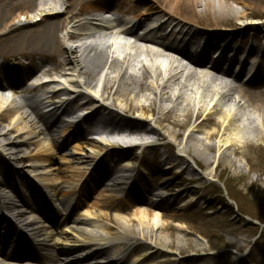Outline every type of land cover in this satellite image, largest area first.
Masks as SVG:
<instances>
[{
  "label": "bare ground",
  "instance_id": "6f19581e",
  "mask_svg": "<svg viewBox=\"0 0 264 264\" xmlns=\"http://www.w3.org/2000/svg\"><path fill=\"white\" fill-rule=\"evenodd\" d=\"M143 1L146 0H137V2ZM228 1L229 0H218V9H215L212 2L201 0L204 9L200 15L196 16L203 18L202 20L205 21L206 28H200L195 23L193 24L191 22L188 24L185 23L184 20H180V8L188 5L190 0L160 1V4H158L159 7H157L158 19L155 21H159L160 28L164 30L162 31L164 32L163 34H165L167 30L170 31L167 37L176 32L177 35H180L184 30V28L178 30L181 25L188 26L186 33L183 35L184 39H186L189 33H192L189 40L190 42L180 44L184 49H193V51L194 49H198V46H195L197 44L196 42L201 45L200 41H203L199 37L207 36L210 38H217V45L211 42H205V44L203 43L204 45L202 44L200 46V50L197 53L202 56V60L182 58L183 60L181 62L175 61L153 50H146V52H143V54L146 53L148 57L153 58L151 60L152 67L161 69L162 71L168 68L169 72H171L166 78H160V74H152L153 71L146 65H143L136 74L128 72V68L130 67L124 70V63L129 59L126 55L123 62L118 64L114 60L110 61L106 52L98 50L92 45L85 47L83 54L78 56L75 48L72 46L66 47L64 44L58 42L57 33L64 31L65 22L69 21L70 24V22L78 16V14H75L65 19V21L61 20V13L56 11L58 6H65V9L71 10L75 6L88 5L91 13L106 11L104 12L105 15H109L110 12H108V10L112 7V0H39L38 3L36 0H0V9L7 6L8 11L16 10V13L13 15L9 14L7 16H2L0 34H4L8 31H22L25 28L34 27L27 41L30 42L32 39L36 40V44L33 48H37L35 51L37 55L36 53L34 54V52H20V55H31L29 57L32 60L31 62H33L37 60V56L44 55L46 45L50 40L55 43L54 50L49 55L50 58L55 60L53 66L45 70V72H40L39 70L33 74L32 78L34 80L30 81V88H25V86L20 85V81L17 82V80H14L19 78V75H21L22 78H26V74L31 72L30 69H28L27 72L20 73L15 67L4 64V61H7L5 59L3 60V64H0V79L9 80L10 83L12 82L11 86L9 84V88L11 89L7 88V90H14V93L16 92V95H20L23 100V104H16L18 101L13 98L14 94L10 92L11 97L4 96L5 89L0 85V175L4 177V179L1 180H3V183L6 185V187L2 189H6L3 191L8 193L9 196L14 197L13 192L7 191V188L23 187L21 183H19L23 181L31 190L30 198L32 201L31 205H24V207H27L24 208V211L21 210L15 215V219L19 223H23V226L21 225L22 227H30L29 233L31 238H27L26 242L23 241L26 237H22L24 235L18 231L14 232L12 226L7 222V218L0 215V246L5 245L11 250L10 253L8 248L3 251V256L10 261V264H33L38 261L42 262L36 256L40 251H44L46 259L53 263L126 264L127 259L132 257L137 250L135 245L127 242L129 234H132L131 222H137L139 229L138 237L135 235L130 237H133L134 241L149 240L150 244L146 245V251L133 258L130 264H149L153 260H157L159 256H163V254L165 255L163 260L156 264L180 263L176 258L167 257L164 249H169L171 254L175 252L177 255L191 250L200 252L195 242L191 243L189 239L184 238V236L187 235L186 233H184L183 237L173 238L172 241L168 243L164 237L157 234L158 230L171 229L168 225L164 224L163 218L175 220L180 217L179 214L165 212L163 209L164 206L169 204L173 206L176 205L180 200L186 198L184 196L185 192L192 191L185 189L183 192L177 193L171 197L164 196L160 194L159 191H161L166 183L163 182L161 186L158 187L153 186V177L145 179L140 171V167L145 166L148 152H153L158 161L161 159L162 156L156 149V147H158L167 148L171 151L170 154L164 155L165 159L163 161H168L167 163L173 168L174 164L172 161H169V159L173 157L172 148H180L181 144L163 143V140L165 137H171L173 140L180 139L183 131H186L188 128V130H190V126L193 129H198L200 126H206L207 128L212 126V129L204 134V139L206 140L227 136L229 130L227 128L221 129L215 117H218L222 123L224 122L229 125L228 123L231 122L229 114L223 109L217 108V103L214 105L213 101H216L215 99L230 100L231 93L233 92H238L245 103L252 108L258 117L257 125L249 130L250 133L248 130L242 133V143L237 144L232 141H227L217 150L214 146H204L205 150L213 153L212 156L205 158L202 157L203 154L192 151L187 145L183 152L184 155L179 154L180 158H178V160L185 162L187 159H190L194 163L203 161L205 164H208L211 162L214 163L215 160L218 159L217 163L219 165L220 163L229 164L230 155L242 157L246 159L247 162H250L248 156L249 152L256 151V154L259 152L264 154V83L249 82L246 88L230 85L222 86L226 89L227 93H216L214 98H211L209 100L210 102L207 104L201 102H197V104L192 103L191 100L184 98V96L179 93L177 98H183L188 102L183 115H176L174 108L165 109L158 106L156 103L157 99L161 100L162 97L169 95L168 83L172 80H179V78L185 74L187 67L182 64L190 66L192 70L188 71V77L196 80L199 88H202L207 83V80L215 81L217 78L220 81L221 77L228 76V73L212 68L217 64L210 65L213 69L211 72L215 74V77L204 72L206 64H210L208 59V61H206V55L210 52L207 48L208 44L214 45V47L210 49L215 48V45L217 49H221L226 46L228 48L229 44H231L230 40L237 36H246L247 33H253V39L264 36L262 35L264 20L261 22H254L253 13L252 10H250L251 4L255 5V0H235V3L240 4L242 7L239 12H233L226 6V2ZM26 7L30 9L33 8L36 12V16L33 19H31V12H20ZM39 7H45L47 12L37 9ZM121 10L125 12L124 14H126V16L133 14L139 20H146L150 17L152 12L150 7L146 8L135 4L131 7H126L124 5L121 7ZM187 13L185 12V14ZM204 17H208V19ZM86 19L87 18H84L80 21L78 27L83 26L85 24L83 22ZM115 22L122 25L123 21L116 18ZM168 23H170L169 26L165 27ZM127 25L128 24H125L123 28L120 26L119 30H121L118 31L120 36L131 37L134 35V26L130 27ZM83 36H85V34L68 33L65 38L74 39ZM138 41L146 44L152 43L158 45L165 55H170L178 51L172 48L169 42L164 41L157 43L156 40L149 39L145 36L138 37ZM114 46L116 48L119 47L117 41L114 42ZM132 46L133 45L129 44L124 45L126 49ZM186 46L190 48H186ZM136 49L140 51L139 48L136 47ZM58 57H62V60L57 61L56 59ZM252 57L253 56H250V58ZM26 61L30 60L26 59ZM106 66H109V70L117 68V73L115 78L111 79L110 77H105L103 80L101 84V101H97L94 97L85 100V104L81 105L80 108H88L86 112L87 115L81 117L79 121L72 125H64L66 121H62L58 115L64 116L70 114L71 110L69 105L75 102L78 97L70 101L67 100L62 102L59 100L60 91L45 90L56 83V81L53 79L41 81L37 79L38 74L40 73L43 77L49 76L48 73L50 75L54 73L55 75L61 74L63 76L68 74L82 75L85 79L82 86L86 89H91L94 77L100 70L105 69ZM244 71L248 74L252 72L251 69H246ZM235 81L239 82L237 77H235ZM6 86L8 85L6 84L4 87ZM60 90L67 92L66 88ZM36 92H42L45 95L44 100L42 101L41 99L37 103V105H42L44 109L42 113L39 112L37 106L32 104L29 98L26 97L27 93ZM144 92H148L154 99L148 97L147 103L143 104L140 97ZM109 99L112 102L111 104L107 103ZM52 100L56 101L49 106H45L46 103ZM51 106L52 108H50ZM207 107L208 109L215 108V110L211 112ZM46 110L49 111V113H47L49 115H45L44 112ZM102 113L110 117L107 120L102 119L104 120L103 129L100 128V130L107 131V134L113 132L121 133L124 131H129L132 134H147L157 138L156 144L141 142L137 146H125V148H123L124 146H116L115 143H111L104 139L102 141L95 139L85 140L86 142L83 141L85 139L84 131L79 124L89 123L96 118L95 116L101 115ZM44 116H48L50 119L47 120ZM146 117L154 122L156 128H151L145 124L144 118ZM121 122L125 124L121 125ZM1 123H6V126L2 127ZM248 124H251V122L248 121ZM89 126L91 127L92 125ZM242 126L243 129L244 127L247 128L246 125L244 126L242 124ZM58 130L60 137L55 138ZM234 130H237L235 126ZM96 131V129H91L85 132L90 135ZM187 138L192 140L190 135ZM71 140L75 145L72 148V153L67 155V158L71 160L69 162H71L72 166L69 165L70 163H67L69 175L64 173V181L61 183L69 185L65 187V189L68 190L64 191L63 189H57L61 183H56L54 180L49 179V177L55 172L52 166L53 158H55L54 153L58 151L62 145H67ZM86 143H88V149L86 148L89 153L88 157L84 155L81 149L82 144ZM26 148L27 151H23ZM123 149H126L127 152H123ZM132 149L140 151L138 157L134 158L130 155L127 157L126 153L130 152ZM123 158H129V160L121 161ZM136 159L138 160V166L131 164V161ZM27 161L30 163L29 172L30 175H32L29 177L34 179L33 181H35V183H40L41 186L34 185V183L28 184V180L22 177V174L8 167L9 163L22 164ZM118 163H123V165L114 174L115 176L111 175L112 177L107 180V182H109L108 184L105 185L102 183L104 182L103 178L106 170L112 169L118 165ZM250 169L254 170V167ZM119 173L122 175L117 176L116 174ZM173 177H175L174 174L170 176V181ZM127 180H131L128 193L132 198V204L126 218L124 217L125 214L123 210L114 204L119 201V197L114 199V203H108L107 199L108 196H111L110 193L122 188ZM181 182L178 186H181L184 181ZM98 184L102 186L94 194L96 196L94 199L95 201L85 204L78 218L71 222V225H66L63 231L59 232V237L69 235L73 237V240L64 238L61 241L57 239L54 241L53 245H49V239L54 236L52 234H45L46 237L44 238L42 230L48 225L45 224L46 221L42 222L40 219L44 218L50 220L53 227L57 226V222L62 217L63 223L68 222L72 212L77 211L78 208L82 206L84 198H88V190H92L95 186H98ZM78 186L79 189L77 190ZM172 187L173 185L171 188ZM55 194H58V200H54ZM100 196L105 197L101 198ZM200 199L201 198H199V200ZM197 202L198 199L196 198L187 205L191 207L196 205ZM56 203H58V206L63 210L57 211L50 208V205H55ZM95 209L100 212L111 211V213L106 215L103 213H92L91 211ZM28 213L31 219L24 220ZM102 219L112 221L115 223L116 227L113 228L109 225L100 224ZM34 223L39 224V226L35 227ZM80 226L90 228L98 227L100 231H92L89 233L86 230H81ZM176 226H178V224H176ZM103 228L106 230V235L100 233L104 231ZM2 231L4 233H2ZM175 231L178 233L184 232L180 228H175ZM151 244L153 245L150 246ZM85 249L90 252L82 255L78 254ZM22 252H24V254H22Z\"/></svg>",
  "mask_w": 264,
  "mask_h": 264
},
{
  "label": "rangeland",
  "instance_id": "374dc122",
  "mask_svg": "<svg viewBox=\"0 0 264 264\" xmlns=\"http://www.w3.org/2000/svg\"><path fill=\"white\" fill-rule=\"evenodd\" d=\"M160 1L162 0H146L143 2H137V0H112V7L109 10L111 14L107 17L120 18L128 22H134V18L132 16L133 14L126 16V14H124L125 12L121 10V7H123L124 5L126 7H131L135 4L141 7H150L152 9L150 18H148L147 20H141L143 21L142 23H152L154 20L158 19L157 7H159L158 4H160ZM207 1L212 2L214 8L218 9V0H206V2ZM36 2L38 3L39 0H36ZM202 5L203 4L201 3V0H190L188 5L182 6V8H180V20H184L185 23L188 24L191 22L193 24L195 23L200 28H206L205 21L202 20L203 18L196 16L200 15L203 11L204 8ZM226 6H228V8H230L233 12H239L242 9L240 4L235 3V0H229L228 2H226ZM251 7L250 10H252L254 22L263 21L264 0H255V5L251 4ZM37 9L47 12V9L45 7H39ZM0 10V25L2 21V16H7L9 14L13 15L16 13V10L8 11L7 6H4ZM56 11L61 13L60 19L64 21L72 15L78 14V16H76L70 22V24L69 21L65 22L64 31H60L57 33L58 42L64 44V46L66 47L72 46L73 48H75V51L78 56H81L83 54L85 47H87L89 44H92V46L96 47L98 50L106 52L110 58V61L114 60L118 64H121L123 62V58L125 55L126 57H129L128 61L124 63L123 68L125 70L127 67H130L128 68L129 73H138L143 65L149 66V69L153 71L152 74H160V78H166V76L171 73L169 72L168 68L167 70L165 69L162 71L161 69H156L152 67L151 60L153 58L148 57L146 53L143 54V52H146V50H153L155 52L163 53L160 47L152 44H146L141 41L138 42L136 41L137 37L133 35L131 37H123L117 35L119 33V24L117 22L91 21L85 23L81 27H78V23L83 18L91 17L88 16L91 13L90 9L88 8V5L75 6L71 10L65 9V6H58L56 8ZM20 12H31V19L36 16V12L33 8L30 9L29 7H26ZM185 12L188 13L185 14ZM205 19H208V17H206ZM185 27L187 26L185 25ZM33 29L34 27L25 28L22 31H8L4 34H0V61L3 62V60L5 59L7 61L4 62L8 64H21L22 62L26 61V59L32 61L29 57L31 55L27 54L23 56L19 53H36L35 51L37 48H33V46L36 44V40L32 39L30 42L27 41V39L30 38V32H32ZM262 32V35H264V29H262ZM68 33H82L85 34V36L80 38H74L73 41H70L65 38ZM89 34H93L95 37L88 38ZM252 36L253 33H247L246 36H237L230 40V43L232 45L234 44L236 47L239 48L242 47V43L244 42L247 43V46H253L252 43H250V39L252 38ZM262 39H264V36H262ZM107 41H109L110 44H113L110 49L105 47ZM116 41L118 42V48L114 46V42ZM263 41L264 40H261V42ZM126 43L132 44L133 46L129 49H126L124 47ZM54 46L55 43L50 40L46 45L44 55L37 56V60H34L36 61V65L44 67L46 70L53 66L55 60L50 58L49 55L53 52ZM136 47L139 48L140 51H138ZM166 56L172 58L175 61H178L176 60V56H174L173 54H166ZM56 60L60 61L62 60V57H58ZM182 65L187 67L185 74L182 75L179 80H172L168 83V96L162 97L161 100H156L157 105L161 106L162 108H174L176 115H183L188 104L185 99L177 98V95H179V93L183 95L184 98H188L189 100H191L192 103L197 104V102H201L207 104L208 102H210L209 100L211 98H214V95L216 93H227L226 89H224L222 86L230 85L241 88L248 87L247 84H236L230 81L228 76H223L221 77L220 81L217 78L215 79V81L207 80V83L202 88H199L198 82L193 78L188 77L187 73L192 69L187 64ZM108 68L109 66H106L105 69L100 70L96 74L93 79L91 89H86L84 88V86H82V83L85 80L84 76L77 74H68L63 76L61 74L55 75L54 73H52V75H50L48 73L49 76L43 77L38 75L37 79H43L46 81L49 79L55 80L56 83L52 84L45 90L60 91L59 100H61L62 102H65L67 100L70 101L71 99L78 97L75 102L70 103V110L71 112H83L86 114L88 108H80V106L84 105L85 100L89 99L90 97H94V99H96L97 101H101V84L103 80L105 79V77H110L111 79L116 77L117 68H114L112 70H109ZM34 71L29 73L28 76H26L25 81L26 79H31L30 77L33 76V74L35 73ZM204 72H207V74H209L210 76L215 77V74L212 73L210 69L206 68ZM32 80L34 79L32 78L31 80H27V83ZM63 88H66L67 92H63L60 90ZM40 93L41 92L27 93L28 95L26 94V97L31 98V101L33 102V98L37 99ZM231 94L232 95L230 97V100L215 99L216 101H213L214 105L217 103V108H221L225 112H227V114H229L231 121L230 123H228L229 125L224 122L222 123L218 119V117H215L221 129L227 128L229 130L227 136L206 140L204 139V134L208 133L210 129H212V126H210V128H207L206 126H200L198 129H193L190 126V130H188V128V131H183V134L180 139L173 140L171 137H165V139L163 140V143L167 142L170 144H181L180 148L173 147V150L170 149L173 151V157L172 159H169V161H172L174 167L176 166L175 168H171L170 164L167 163L168 161H163L165 159L164 155L170 154L171 151H169L167 148L158 147H156V149L158 153H160V155L162 156L161 159L158 161V159L155 158L153 152H148L145 166L140 167V171L142 172L145 179L153 177V186L158 187L161 186L163 182L166 183V185L162 187L161 191H159V193L164 196L171 197L177 193L183 192V190L185 189L191 190L193 192H185L184 196L186 198L180 200L174 206L172 204L164 206L163 209L165 212L179 214L180 217L175 220L163 218L165 222L164 224L168 225L171 229L158 230L157 232L159 236L164 237L167 243L172 241L173 238L183 237L184 233H186L187 235L184 236V238L189 239L191 243L195 242L197 244L198 250H200V252L191 250L177 255L175 254V252L171 254V251L169 249H164V251H166V256L176 258V260L180 261L179 264H264V154L262 152H259L260 154H256V151L249 152L248 156L250 162H247V160L242 157L230 155L229 164L220 163L219 165L217 163L218 159H214V163L211 162L208 164H205L203 161H198L197 163H194L190 159H187L185 162L178 160V158H180L179 154H183L185 146L187 145L191 148L192 151H195L199 154H203L202 157L205 158L208 156H212L213 153L205 150L204 146H214L217 150L227 141H232L237 144L242 143V133L247 130L249 131L253 126L257 125L258 117L254 113L252 108L245 103V101L238 94V92H233ZM15 97L18 98L17 101L21 104V96L17 95ZM148 97L154 99V97L148 92H144L140 97L141 102L143 104H146ZM107 103L111 104L112 102L109 99ZM37 108L38 111L41 112L38 106ZM208 110L213 112L215 108H210ZM58 117H60V119L63 121L62 116L58 115ZM45 118L47 120L50 119L48 116H46ZM247 118L248 121L251 122V124H248ZM144 119L145 124H147L151 128H156L154 122L149 120L148 117ZM123 124L125 123L121 122V125ZM242 124L244 126L246 125L248 129L245 127L243 129ZM1 125L2 127L6 126V123H1ZM64 125L66 124L64 123ZM80 126L86 127L83 123H81ZM234 126L237 128V130H234ZM82 130L85 133V139L83 141H88L92 138L91 135H88V133L85 132L86 130L83 127ZM189 135L192 137V140L187 138ZM59 137L60 135L58 130L55 135V138ZM152 138L157 139L153 136ZM73 143L74 142L71 140L67 145H62L61 148L54 153L55 158H53L52 166L55 169V172L52 173V176L49 177V179L54 180V182L56 183H61L64 181V173L66 175H69V168L67 163H70V166L72 165L71 162H69L71 160L67 158V155L72 153V148L75 145V143ZM81 147L80 148L82 149L84 155L88 157L89 153L86 150V148L88 149V143L82 144ZM123 150V152H127L126 149ZM23 151H27V148ZM126 154L127 157H129L130 155L136 158L139 156V151L132 149ZM125 160H129V158H123V160L121 161ZM29 164L30 163H28V161L22 164L9 163L8 167L22 174V177L28 180V184L34 183V185L41 186L40 183H35V181H33L34 179H31V177H29L32 176L29 172ZM131 164L138 166V160H132ZM122 165L123 163H118V165H116L112 169H107L104 173V182L102 183H105V181L107 183V180L110 179V177H112L118 171V169L122 167ZM251 167H254V170L250 169ZM173 174L175 175V177H173L170 181V176ZM116 175L119 176L122 174L119 173ZM1 179H3L2 175H0V185H3ZM181 181H184L183 184L181 186H178ZM130 182L131 180H127L126 184L122 188L117 189L113 193H110L111 196H108L107 199L108 203H114V199L119 197V201L115 202L114 204L123 210L125 214L124 217L126 218V213L128 212L132 204V198L130 197V200L127 198L125 199L124 192L126 191V188H129ZM19 183H21V185L24 186V188L26 189L24 195L26 197L28 194L30 195L31 190L28 188V186H26L27 184L25 185L23 181H20ZM68 185L69 184L61 183L57 187V189H63L64 191H67L68 189L66 190L65 187H68ZM172 185L173 187L171 188ZM101 186V184H98V186H95L92 190H88V198H84L82 206L78 208L77 211L72 212L68 222L63 223L62 217L57 222L56 227H53L52 225L51 229L47 228L42 230L44 238L46 237L45 234H52L54 236L53 238L49 239V245H53L54 241H56L57 239H60L61 241L64 238L73 240V237L69 235H63L59 237V232L63 231L66 225H71V222L78 218V215L80 211L85 207V204L95 201L94 199L96 196L94 194L97 192L98 189L101 188ZM78 189L79 186L77 190ZM100 197L104 198L105 196ZM196 198L198 199L196 205L189 207L187 204L190 201H194ZM199 198L201 199L199 200ZM58 199V194H55L54 200ZM30 200L31 198L28 199L25 203L27 205H31ZM50 208L57 211L63 210L61 207L58 206V203H56L55 205H50ZM91 212L95 214L103 213L104 215L111 213V211L100 212L96 209L92 210ZM27 219H31L29 213L26 216V219L24 220ZM7 221L12 226V230L14 232L18 231L19 233L24 234V236L25 234L27 236L26 229H24L21 226V223H19L14 218V215L12 217H8ZM46 222L48 227H50L51 221L46 219ZM100 224L109 225L113 228L116 227L115 223L105 219H102ZM176 224H178V226H176ZM131 228L132 234H129V241L127 240V242L135 245L137 250L134 252L132 257H129L127 259L126 264H130L133 258L146 251L145 246L150 244L149 240L134 241L133 237L131 238L130 236L135 235L138 237V230L133 224ZM175 228H180L184 232L178 233L177 231H175ZM80 229L83 231L86 230L89 233L92 231H100L98 227L90 228L86 226H80ZM2 233L4 232L2 231ZM100 233L106 235V230ZM152 245L153 244H151L150 246ZM86 250L87 249L82 250L78 254L82 255L90 252ZM164 256V254L163 256H159L157 260H153L149 264H156L161 262Z\"/></svg>",
  "mask_w": 264,
  "mask_h": 264
}]
</instances>
